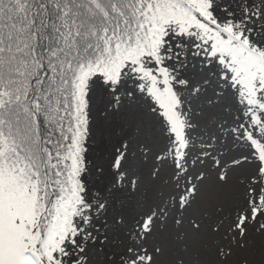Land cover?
<instances>
[{
    "label": "snow or ice",
    "instance_id": "1",
    "mask_svg": "<svg viewBox=\"0 0 264 264\" xmlns=\"http://www.w3.org/2000/svg\"><path fill=\"white\" fill-rule=\"evenodd\" d=\"M0 264H264V0H0Z\"/></svg>",
    "mask_w": 264,
    "mask_h": 264
}]
</instances>
